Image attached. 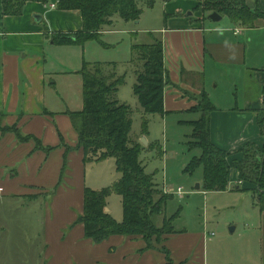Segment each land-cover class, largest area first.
<instances>
[{"label":"crops","instance_id":"obj_1","mask_svg":"<svg viewBox=\"0 0 264 264\" xmlns=\"http://www.w3.org/2000/svg\"><path fill=\"white\" fill-rule=\"evenodd\" d=\"M200 2L176 4L166 13L168 26L158 30L171 83L165 88V114L189 113L197 104L190 95L204 91L216 109L211 115L214 145L230 154L248 143L262 146L257 115L264 99V20L249 29L233 24L206 27ZM262 2L247 0L248 7L264 13ZM56 4L57 0L48 5L27 3L22 16L5 17L0 0L2 127H15L29 137L22 142L15 132L0 131V198L46 197L49 264H166L159 251L162 246L170 251L173 264H209L205 258L209 240L201 231L177 232L156 249L145 250L142 239L121 236L94 244L85 237L84 226L75 224L83 214L87 166L94 164H86L83 150L77 148L79 135L69 116L77 112L71 109V98L77 92L82 95V85L79 89L80 82L74 79L83 62L67 57L64 64L77 70L60 71L52 63L49 68L48 59L54 49L77 47L56 46L50 36L79 31L83 21L76 12L51 7ZM213 24L217 23L210 21ZM248 77L256 83L253 94L246 89ZM219 83L225 87L222 95L216 92ZM238 87L243 91L236 95ZM234 175L230 183L237 184L238 191L244 185ZM259 215L261 228L264 213Z\"/></svg>","mask_w":264,"mask_h":264},{"label":"trees","instance_id":"obj_2","mask_svg":"<svg viewBox=\"0 0 264 264\" xmlns=\"http://www.w3.org/2000/svg\"><path fill=\"white\" fill-rule=\"evenodd\" d=\"M51 0H2V14L7 17L23 15L27 3L48 5ZM170 1V0H165ZM139 0H57L56 8L63 12H76L83 21L81 30L70 33L56 32L50 39L56 46H84L89 41H101L105 28L113 24V19L130 22L139 21L142 15L138 7ZM200 8L205 16L218 13L227 16L233 25L253 28L259 19L264 20V13L252 10L247 0H201ZM48 33V31H47ZM48 37V34L46 35ZM133 59L136 67V83L133 93L145 114H165V88L171 85L164 66V47L161 40L150 44L133 46ZM133 61V60H132ZM114 63L84 62L78 74L81 76L83 108L70 112L72 124L79 135L77 148L82 149L86 164L100 163L106 159L115 160L119 180L109 188L93 190L86 188L84 193L83 214L75 224H82L85 237L94 244H102L111 237L121 236L142 239L145 250L156 249L169 236L177 233L173 222L182 212L179 208L169 221L164 219L168 204L174 195L166 193L155 182V173L147 174L141 161L144 147L140 142L131 141L133 110L117 98L119 89L124 86L126 76H119ZM215 107L206 92L201 93V101L190 112L200 113L198 120L191 121L192 133L189 140L191 150H199L185 172L193 173L203 168L201 190L205 192H225L228 189L231 173L237 175L239 183L253 193L255 205L264 213V144L259 146L248 143L235 153H228L211 141V115ZM0 131L15 132L19 140L22 136L17 129L2 127ZM149 120H142L143 136L147 134ZM257 123L264 136V99L263 108L257 115ZM43 149V148H42ZM47 151H51L48 149ZM238 191H244L241 188ZM116 194L122 199L124 219L116 221L108 209V198ZM163 217L160 227L156 219ZM166 236L161 244L158 237ZM157 239V240H156ZM166 258V264H173L170 251L159 249Z\"/></svg>","mask_w":264,"mask_h":264},{"label":"rangeland","instance_id":"obj_3","mask_svg":"<svg viewBox=\"0 0 264 264\" xmlns=\"http://www.w3.org/2000/svg\"><path fill=\"white\" fill-rule=\"evenodd\" d=\"M185 1L187 0L176 2L139 0L138 7L142 11L139 21L126 22L116 17L113 19V24L105 28L107 32L102 35V42L89 41L84 46L54 49L57 51L48 59L49 68L52 63L53 68L60 71L77 70V67L68 68V64H64V62L67 63V57L74 59V56L81 59L83 63H114L117 75L126 76V82L119 89L116 98L133 110L130 140L142 143L141 140L144 137L142 120L146 117L149 120L145 137L148 144H142L144 151L141 153V161L147 174H156L154 179L160 188H164V191L170 190L174 195L173 200L168 204L164 219L169 221L171 216L182 208L180 216L173 222L174 229L177 232L186 231V233L204 232L209 240L205 249V258L209 264H264V223L262 222L263 226L259 228V211L257 207L254 208L256 202L253 193L247 191L248 187L239 186L244 191H236L238 186L232 182L229 183L225 192H205L196 189L197 185L203 183V168L199 167L193 173L185 172L192 159L200 155L199 150L189 148L192 127L186 123L198 120L201 114L189 112L147 115L133 93L136 83L134 64H137L134 62L136 59H133V46L160 40L158 30L168 26L166 13L176 4L179 5ZM262 3L264 7V2ZM207 15L205 18L203 15V23L206 27H232L230 26L232 22L227 16H223V20L216 25H210ZM81 69L82 66L78 72ZM75 78L74 80H78L76 82H80L79 89H81L83 84L81 76L75 75ZM218 86L217 95L224 94V85L219 83ZM241 88L234 89V94L239 95L243 91ZM255 88L256 83L248 77L247 91L253 94ZM190 96L197 101V106L201 101V94ZM71 99L72 103L69 102L71 109L82 110L81 92H77ZM234 174V172L231 173L233 180ZM87 178L88 187L93 190L111 187L120 178L115 160L109 158L100 163L88 165ZM179 188L184 191L182 196L176 193ZM45 199L46 197L36 200L35 197L14 196L0 198V264H49L51 262L45 234L49 221ZM108 211L116 221H123L124 213L120 196L113 194L108 198ZM162 222V216L156 219L158 227L162 225ZM232 228L235 229L234 233H231ZM165 237L159 236L157 243L161 244Z\"/></svg>","mask_w":264,"mask_h":264},{"label":"water","instance_id":"obj_4","mask_svg":"<svg viewBox=\"0 0 264 264\" xmlns=\"http://www.w3.org/2000/svg\"><path fill=\"white\" fill-rule=\"evenodd\" d=\"M208 19H209L211 22H213V23H218L219 21L222 20V16L219 15L218 13H212L210 16H208ZM141 142H142L141 144H144V145H147V144H148L146 138H143V139L141 140ZM196 189H197V190H200V189H201V185H197ZM107 211H108V210H107ZM234 231H235V229L232 228V229H231V233H234Z\"/></svg>","mask_w":264,"mask_h":264},{"label":"built area","instance_id":"obj_5","mask_svg":"<svg viewBox=\"0 0 264 264\" xmlns=\"http://www.w3.org/2000/svg\"><path fill=\"white\" fill-rule=\"evenodd\" d=\"M51 7H52V8H56V5H52ZM239 184H241V183H239ZM165 192L168 193V194H171V191H170V190H165ZM176 193H177V195L182 196V195L184 194V191H183L182 188H179V189L176 191ZM172 195H173V194H172Z\"/></svg>","mask_w":264,"mask_h":264}]
</instances>
